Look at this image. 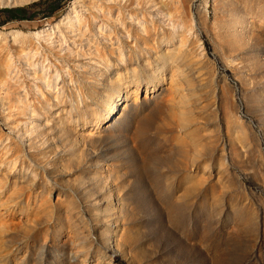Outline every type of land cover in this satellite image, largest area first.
<instances>
[{
  "label": "rangeland",
  "instance_id": "374dc122",
  "mask_svg": "<svg viewBox=\"0 0 264 264\" xmlns=\"http://www.w3.org/2000/svg\"><path fill=\"white\" fill-rule=\"evenodd\" d=\"M38 1L0 0V264H264V0Z\"/></svg>",
  "mask_w": 264,
  "mask_h": 264
},
{
  "label": "trees",
  "instance_id": "16d2710c",
  "mask_svg": "<svg viewBox=\"0 0 264 264\" xmlns=\"http://www.w3.org/2000/svg\"><path fill=\"white\" fill-rule=\"evenodd\" d=\"M43 0H40L38 2H34L32 5L37 6L38 4H40ZM22 9L23 8H19L17 11H12V10H8L9 11V20H15V19H24L25 14L22 13ZM50 11L53 12L57 9V6L51 5L49 7ZM35 15V13L33 14Z\"/></svg>",
  "mask_w": 264,
  "mask_h": 264
},
{
  "label": "bare ground",
  "instance_id": "6f19581e",
  "mask_svg": "<svg viewBox=\"0 0 264 264\" xmlns=\"http://www.w3.org/2000/svg\"><path fill=\"white\" fill-rule=\"evenodd\" d=\"M118 105H119V104H118V102H117V103H116V108H115V112H116V110H117V108H118V107H117Z\"/></svg>",
  "mask_w": 264,
  "mask_h": 264
}]
</instances>
